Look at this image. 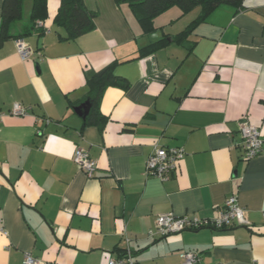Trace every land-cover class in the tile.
<instances>
[{
	"label": "crops",
	"instance_id": "0c3cea01",
	"mask_svg": "<svg viewBox=\"0 0 264 264\" xmlns=\"http://www.w3.org/2000/svg\"><path fill=\"white\" fill-rule=\"evenodd\" d=\"M83 2L95 28L76 39H59V0H47L46 31L23 37L28 59L14 38L0 42V264H24L25 252L108 264L126 246L135 264H182L189 250L198 264H264V151L244 160L238 134L247 121L264 135V0L216 7L189 34L191 51L171 43L141 58L140 47L184 29L195 9L171 7L143 35L127 4ZM114 60L129 87L108 86L106 123L83 125L86 79ZM14 102L27 114H12ZM154 145L183 150L167 180L144 172ZM78 147L96 161L92 177L71 159ZM230 195L248 224L148 236L157 215L214 218Z\"/></svg>",
	"mask_w": 264,
	"mask_h": 264
},
{
	"label": "trees",
	"instance_id": "16d2710c",
	"mask_svg": "<svg viewBox=\"0 0 264 264\" xmlns=\"http://www.w3.org/2000/svg\"><path fill=\"white\" fill-rule=\"evenodd\" d=\"M26 0H2L0 42L7 38H23L32 30L38 28L39 34L46 31L45 27H37V22H43L48 17L47 0H30L31 6L28 13V25L19 32L15 31L17 23L23 19V4ZM117 5L127 4L138 21L142 34L150 35L156 31L154 19L173 6H177L183 13L198 9L196 16L176 34L163 33L158 39L139 48L136 58L145 57L171 43L186 45L191 51L194 44L188 43V36L195 26L219 5L226 4L241 8L243 0H114ZM95 12L84 5L83 0H59V6L53 17V25L61 29L60 40H73L78 36L92 31L95 28ZM37 30V29H36ZM135 59V58H134ZM118 61H112L99 72L86 79L87 98L90 108L84 117L83 125L95 124L102 127L107 117L99 109V102L108 86H118L128 89V81L118 76L114 69Z\"/></svg>",
	"mask_w": 264,
	"mask_h": 264
},
{
	"label": "built area",
	"instance_id": "2783aa9c",
	"mask_svg": "<svg viewBox=\"0 0 264 264\" xmlns=\"http://www.w3.org/2000/svg\"><path fill=\"white\" fill-rule=\"evenodd\" d=\"M37 27H44L42 22H37ZM16 52L21 60L28 59L33 51L23 38L14 39ZM12 114L25 115L27 109L19 102H14L11 107ZM1 114V113H0ZM238 134L243 148L242 158L250 160L264 151V135L259 128L247 121H240ZM183 156V150L178 147H162L154 145L152 152L148 155L144 164V172L160 180H167L176 171L178 161ZM72 161L79 166L87 177H92L96 170V161L89 152L82 148H76L71 157ZM245 208L241 206L234 195L228 196L223 208L214 218H198L188 215H175L172 212L157 215L155 224L148 231L150 237H165L167 235L180 233L184 230H195L200 228L224 229L234 225H246ZM127 241V239H126ZM182 264H198L200 255L196 251H183L180 253ZM24 264H47L45 261L33 257L29 252L23 256ZM108 264H135L131 251L126 246L121 255L108 260ZM220 264V263H217Z\"/></svg>",
	"mask_w": 264,
	"mask_h": 264
},
{
	"label": "rangeland",
	"instance_id": "374dc122",
	"mask_svg": "<svg viewBox=\"0 0 264 264\" xmlns=\"http://www.w3.org/2000/svg\"><path fill=\"white\" fill-rule=\"evenodd\" d=\"M30 2V0H26L25 2H24V4H23V21H25L26 20V14H27V4ZM198 11V9H195V12H193V13H196Z\"/></svg>",
	"mask_w": 264,
	"mask_h": 264
},
{
	"label": "water",
	"instance_id": "95a60500",
	"mask_svg": "<svg viewBox=\"0 0 264 264\" xmlns=\"http://www.w3.org/2000/svg\"><path fill=\"white\" fill-rule=\"evenodd\" d=\"M103 71H100L99 72V74H101ZM79 109H77V113L80 115V116H82V117H85L86 116V114L88 113V111H87V113H82L80 110L78 111Z\"/></svg>",
	"mask_w": 264,
	"mask_h": 264
}]
</instances>
